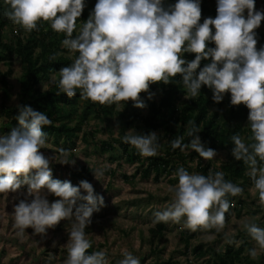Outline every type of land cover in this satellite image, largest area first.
Here are the masks:
<instances>
[{"label": "clouds", "instance_id": "clouds-1", "mask_svg": "<svg viewBox=\"0 0 264 264\" xmlns=\"http://www.w3.org/2000/svg\"><path fill=\"white\" fill-rule=\"evenodd\" d=\"M216 3L215 18H205L203 23L200 0H176L167 5L165 0H97L79 28L77 21L85 0H5L3 15L25 32L48 23L54 32L65 34L62 48L78 56L61 67L50 83L69 99L79 90L82 101L115 104L117 109L131 101L143 109L146 105L141 94L153 84L168 85L176 76L181 77L185 99L198 97L202 86L212 91L217 104L230 94L232 106L248 109L251 133L247 140L239 133L232 135L231 155L246 166L252 181L249 191L258 194V204L264 208V47L257 48L256 33L264 21V11L256 10L255 0ZM185 54L194 55V59H185ZM17 111L18 126L0 135V195L17 193L27 186L25 198L13 207L17 236H24L29 228L46 234L66 220L67 255L63 264H108L106 250L89 253L92 243L85 231L93 213L104 206V197L95 194L87 180L73 186L70 181L53 179L51 163L67 165L75 160L69 162V150L63 148L52 157L41 152L48 141L44 129L52 124L46 113L25 105H17ZM199 132V127L189 121L185 135L190 139L185 143V135L176 136L169 141L171 148L195 153L205 161L214 160L217 152L202 143ZM159 138L156 132L141 134L130 129L122 140L140 155L153 157L160 147ZM92 173L98 181L103 176L101 168ZM173 178L178 183L168 186L171 202L154 213L153 222L183 219L184 227L191 231L220 232L231 207L227 197L244 191L225 180L223 171L209 169L204 175L181 166ZM49 195L57 199L50 202ZM243 229L255 244L247 250L255 258L264 252V227L245 220ZM121 254L119 264H140L127 249Z\"/></svg>", "mask_w": 264, "mask_h": 264}, {"label": "rangeland", "instance_id": "rangeland-1", "mask_svg": "<svg viewBox=\"0 0 264 264\" xmlns=\"http://www.w3.org/2000/svg\"><path fill=\"white\" fill-rule=\"evenodd\" d=\"M205 5L216 8V0H201ZM167 4H174L176 0H166ZM85 8L88 11L83 21L77 22V28L88 19L89 14L94 9V6L86 3ZM261 11V10H257ZM245 14H247L245 12ZM4 18L3 11L0 13V22ZM43 23H40L42 25ZM48 29V27H47ZM264 32V21L260 27L256 29L257 38L259 33ZM30 33L25 32L18 25L12 22L6 23L2 27L1 39L4 42H9L14 45L16 39L27 37ZM54 37L46 39L57 40V52L64 56H69L73 60L75 54H69L68 51L62 48L63 33L57 34L53 31ZM76 35V33L74 32ZM74 35V36H75ZM49 47V43L42 42L36 47V54L44 52ZM0 52L4 55L0 59V80L7 71L10 98L8 104L17 106L21 101L20 94V79L24 71V63L17 50L8 53L0 46ZM55 72H49L48 76L39 83L40 94L45 93L53 83H50ZM58 78V77H57ZM162 97L161 88H149L147 93L141 94V99L146 107L138 109L132 104L126 103L124 107L117 109L113 105L112 113L108 115V119H97L92 111H88V115L82 124V130L79 131V136L74 139V143L68 142L65 139L56 142L53 135H49L47 146L41 149V152L46 157H52L60 148L69 150V162L75 160L74 164L61 165L59 163H51L53 177L61 181H70L73 186H78L82 180H87L93 187L95 194L104 197V206L98 212H94L91 217V224L85 229L89 240L92 243V248L89 251L106 250L108 264H119L123 259L122 251L127 249L140 261V264H214L217 257L213 250H217L222 255L225 249L229 246L237 249L243 241L248 238V246L242 253L241 261L237 264H264V252H259L255 258L248 255L247 250L255 246L246 230L243 229L245 220H250L257 223L260 227H264V208L258 204V194L253 195L249 189L252 183L244 185L243 193L231 199V209L229 218L225 219V225L220 232L212 230H197V236L190 239V244L187 246L182 237L186 238L193 231L184 227V221L167 222V228L157 235L155 242L150 229L155 227L154 213L163 210L171 202V193L168 191L169 185L178 183L173 175L178 167L188 164L190 173H201L194 162L199 160L198 155L191 156V152L185 154H176L173 158L175 170L171 175L163 174L159 180H155L153 173L148 177L141 174L144 167L140 162H129L121 154V140L130 129H134L137 133H142L144 128L139 120H135L132 125H128L126 118L119 115V112L125 113L127 110H134L141 115L147 114L148 106L151 102H158ZM2 87L0 84V104L2 102ZM188 99H185V93L176 101L179 106L185 105ZM88 101L79 99L75 104V108H84ZM127 108V110H126ZM224 108V107H223ZM65 110V109H64ZM61 116L66 119L67 112L60 110ZM133 111V112H134ZM6 115V114H5ZM0 116V135H5L3 130V120L7 116ZM75 122V121H73ZM248 124V121L244 125ZM17 127V126H16ZM159 138V144L163 152L167 150L164 147L166 137L164 130L156 131ZM245 138V135L242 136ZM246 139V138H245ZM110 141L114 146L111 150L104 149V142ZM217 156L214 160L205 161L201 159L204 165L208 162L220 168L229 156L228 148H220L216 150ZM143 159L146 157L142 156ZM219 162V163H218ZM147 164V161L144 162ZM89 166L103 170V176L99 181L94 175L90 179L75 178L72 172L80 166ZM27 187L21 188L17 193L0 195V264H63L67 253L65 245L68 240L66 228L68 221H61L54 228L47 230L46 234L34 233L29 228L26 229L24 236H17V229L13 227L14 219L12 216L14 204L19 199L25 198ZM82 195L86 193L82 192ZM50 202H54L57 198L49 195ZM242 201V203H241ZM82 201H78V204ZM240 208V215H238ZM99 236V239L97 238ZM212 237V238H209ZM238 242V243H237ZM197 244H203L207 254L198 256L193 251V247ZM156 251H153L156 249Z\"/></svg>", "mask_w": 264, "mask_h": 264}, {"label": "trees", "instance_id": "trees-1", "mask_svg": "<svg viewBox=\"0 0 264 264\" xmlns=\"http://www.w3.org/2000/svg\"><path fill=\"white\" fill-rule=\"evenodd\" d=\"M96 2L97 0H85V4L89 3L93 6H95ZM165 4L167 5L166 0ZM200 4L202 10L201 23H203L205 18H215L216 8L205 5L201 0ZM6 7L5 0H0V13H2ZM87 12L86 8H84L78 21H83ZM8 22L11 23V21L5 17L0 22V46L8 53L17 50L25 65L20 79L21 101L19 105L30 106L32 109L48 115L52 124L44 129L47 136L53 135L56 142L65 139L68 142L74 143V139L79 136V131L82 130V124L88 115V111H92L94 117L97 119L109 118L108 115L112 113L114 104L100 105L88 101L87 106L81 108V110H79L80 108H75V104L78 103L80 99L79 90H77V95L75 97L69 99L66 94L59 93L56 84H52L45 93L40 94L39 83L48 76V73H56L61 67L70 65L73 59L69 56L58 54L56 44L59 38L50 40V42H45L47 41L46 39L54 37L53 30H51L48 23H43L42 25L38 24V30H33L26 38L19 36L14 42V47L9 42H4L1 39L2 27ZM73 35L75 34L73 33ZM62 37H65V35ZM257 40V48L264 47V33L259 34ZM40 42L43 44L49 43V47L44 52L36 54V47ZM209 47H214V45L210 44ZM2 54L3 53L0 52V59H3L4 55ZM74 56L76 58L78 53ZM53 57H55V59H53ZM184 58L192 60L194 59V55L185 54ZM204 63L205 62L202 61L201 67H203ZM4 74L5 75H3L0 80L3 98L0 104V116L3 114L7 116L2 124L3 130L7 134L12 128L18 126L16 119L18 111L17 106H10L7 103L11 92L7 78L9 73L6 71ZM180 81L181 77L176 76L175 78H171V83L168 85H151L150 88L162 89V97L158 102L153 101L149 104L147 114L141 115L134 110L129 111L127 108L125 113L119 112V115L127 119L126 123L128 125H132L135 120H139L144 128L141 134H148L163 129L164 136L167 139L164 143V147L167 151L163 152L161 148H158L157 155L143 159L138 150L123 143V140H121V154L129 162L134 163L141 161V165L144 166L141 170V174L144 177H148L153 173V178L159 180L163 174L171 175L176 168L173 158L176 154L181 156L182 154L179 152V149L173 150L169 141L176 136L185 135L188 122L193 121L195 125L199 127L200 132L198 135L206 147H210L215 151L220 148L229 149V156L220 168L214 167L211 162H208L206 165L199 162L197 169L201 174L207 175L209 169L213 171H223L225 180L227 181H231L234 184L240 183L243 187L244 185L251 184L252 181L250 177L246 175V166L242 162L236 161L231 155V137L233 134L239 133L241 136L245 135L246 140L251 136L250 130L247 128L248 124L244 125V123L248 121V109L243 105L239 107L232 106L230 103V94H225L222 102L219 104L215 103L212 99V91L206 86H202L201 93L198 97H190L185 105L179 106L176 104V101L185 93V89ZM127 103L132 104L131 101ZM64 109L68 114L66 119L60 114L62 113L60 110L65 111ZM189 139L190 138L185 135L184 142L187 143ZM103 145L105 150L114 148L110 141L104 142ZM195 155L197 154L191 153V156L194 157ZM201 159L202 158H199L200 161H202ZM145 160L147 164L144 163ZM188 167L190 166L185 164L186 170H188ZM93 171L94 168L83 165L71 174L75 178L83 177L85 179H90L93 175ZM53 179H56V177H53ZM25 187L27 186H23V188ZM227 199L231 204L232 196H228ZM230 209L231 207L225 214L226 218L230 216ZM238 215H240V208H238ZM166 228L167 223L160 222L156 223L155 227L150 229L154 237L151 239L152 243L155 242L156 236L163 233ZM195 236H197V231H193L186 238L182 237V240L189 246L190 239ZM248 243L249 239L246 238L237 249L229 246L222 255L219 251L214 249L213 253L217 257L214 264H237V262L241 261L243 257L242 253L248 246ZM156 250L157 248L153 251ZM193 251L198 256L207 254L203 244L195 245ZM89 253H91V251H89Z\"/></svg>", "mask_w": 264, "mask_h": 264}, {"label": "crops", "instance_id": "crops-1", "mask_svg": "<svg viewBox=\"0 0 264 264\" xmlns=\"http://www.w3.org/2000/svg\"><path fill=\"white\" fill-rule=\"evenodd\" d=\"M255 8L256 10L264 11V0H255ZM0 259H2V256H0Z\"/></svg>", "mask_w": 264, "mask_h": 264}]
</instances>
